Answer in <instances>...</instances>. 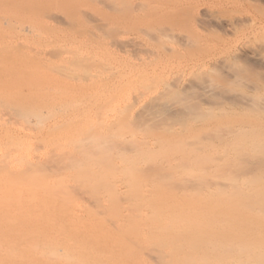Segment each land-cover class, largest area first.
Segmentation results:
<instances>
[{"label":"bare ground","instance_id":"bare-ground-1","mask_svg":"<svg viewBox=\"0 0 264 264\" xmlns=\"http://www.w3.org/2000/svg\"><path fill=\"white\" fill-rule=\"evenodd\" d=\"M76 1L0 0V264H264V113L176 92L168 119L167 104H139L147 73L110 79L79 39L91 24L112 38L162 17L151 38L206 42L264 15H220L231 10L216 0H80L82 17Z\"/></svg>","mask_w":264,"mask_h":264},{"label":"rangeland","instance_id":"rangeland-1","mask_svg":"<svg viewBox=\"0 0 264 264\" xmlns=\"http://www.w3.org/2000/svg\"><path fill=\"white\" fill-rule=\"evenodd\" d=\"M262 1L216 0L217 4L214 5L218 7L212 8L216 11L219 9L215 8L219 7L222 11L231 10L230 13H224L226 10L221 13L220 10V15L226 14L225 16L234 19L252 17L258 20L264 15ZM73 4L71 8L80 10L82 17L88 11L80 0ZM234 7H237L235 11ZM163 10L165 9H162V12ZM192 14L194 16L196 10ZM165 16L168 18V15ZM161 18L160 22L158 20L160 24L151 23L147 28L139 24L121 26L117 35L112 38L104 35L105 27L88 25L83 28V33L81 32L83 36H79V39L85 40V35L90 41V45L84 47L83 55L88 58L94 57L103 63L104 67H107L106 72H110V79L133 75L140 71L147 73L153 88L149 94L141 98L139 104H167L171 108L167 113L168 119H171L180 107V104L171 97L176 92H181L183 96L199 102L202 107L212 108L214 111L219 106L227 109L229 114H241L248 119L252 118L250 113L252 109H259L264 113V27L254 29L244 26L234 37L188 43L180 42L177 38L161 40L151 38L149 35L153 31L166 25V21H162ZM196 25L192 22L188 30L198 29ZM213 31L217 32L215 35L220 33L218 28H213ZM65 32L62 31V34ZM68 33L70 36L74 34L71 31ZM120 42H123V45ZM247 46L258 51L260 55L256 52L255 57L245 55L242 49L248 48ZM130 69L132 72H129ZM113 73L115 76L112 77ZM261 120L264 123V118ZM153 127L152 131H156V127Z\"/></svg>","mask_w":264,"mask_h":264}]
</instances>
